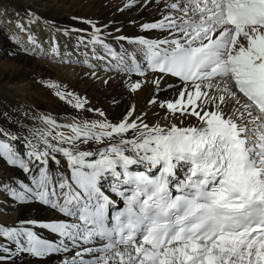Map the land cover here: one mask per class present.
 <instances>
[{"label": "snow or ice", "instance_id": "6c2138e0", "mask_svg": "<svg viewBox=\"0 0 264 264\" xmlns=\"http://www.w3.org/2000/svg\"><path fill=\"white\" fill-rule=\"evenodd\" d=\"M113 7L153 14L129 18L133 33L115 16L60 27L31 6L6 19L10 56L63 60L57 36L79 33L86 76L151 98L112 116L40 75L75 115L0 110V210L53 213L0 223V264H264V0Z\"/></svg>", "mask_w": 264, "mask_h": 264}, {"label": "bare ground", "instance_id": "6f19581e", "mask_svg": "<svg viewBox=\"0 0 264 264\" xmlns=\"http://www.w3.org/2000/svg\"><path fill=\"white\" fill-rule=\"evenodd\" d=\"M119 3L120 0H0V5L9 7L7 17L0 16V110L25 106L42 112H50L58 120H67L75 115L74 109L60 102L47 87L39 82L40 75H43L45 79L51 78L54 82L66 85L81 95L86 93L93 103L99 102L107 107L112 116L133 103L141 109L146 107L147 100L151 98L148 95L149 88H145L143 91L138 90L135 94L129 95L117 87L115 83L110 84L106 89L102 83L94 82L90 76L85 75L90 73L91 70L83 62L82 53L84 49L81 47V55L77 56L74 48L79 33H75L71 37L57 36L61 57H63L66 50L72 53L71 56L63 60H41L38 57L24 53H18L15 56L9 55V52H14L17 47L9 39L15 25L14 23L6 24L7 18L14 19L15 17L13 7L23 14L24 8L31 6L33 11L39 13L42 17L54 21L60 27L70 28H88V25L72 20L71 17L73 16L97 21L104 20L105 22L107 18L115 16L117 24L123 25L124 31L128 33L137 32L135 27L127 23L129 18L135 17L139 20L153 14L149 10L144 12L142 16H137L136 10L133 9L132 12H124L121 15L116 13L113 7V5ZM65 46H67V49ZM45 47L49 46L45 45ZM112 75L113 73H108L105 79ZM131 78L135 80L134 73ZM165 95H171V93H165ZM113 96H116L119 103L118 108L112 106ZM3 167V161L0 160V169ZM2 200L3 197H0V203H2ZM49 215H53V213L41 206L22 208L19 215L15 209L10 208L6 213L0 210V223L12 224L18 218L22 219L26 216L43 217ZM39 231L44 237L50 236V233L46 231ZM50 264H56L55 258Z\"/></svg>", "mask_w": 264, "mask_h": 264}]
</instances>
